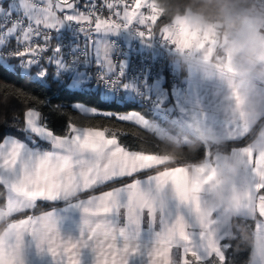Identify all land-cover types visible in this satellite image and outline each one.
<instances>
[{"label":"snow or ice","instance_id":"snow-or-ice-1","mask_svg":"<svg viewBox=\"0 0 264 264\" xmlns=\"http://www.w3.org/2000/svg\"><path fill=\"white\" fill-rule=\"evenodd\" d=\"M163 17L155 0H35L30 10H22L17 0H0V67L13 73L19 68L21 77L44 88L50 87L52 69L54 82L69 92L84 93L89 86L126 87L112 75L115 65L108 47L100 43L118 31L133 30L147 39L158 36L181 52L214 49L213 29L171 20L156 28ZM260 39L264 42V35ZM18 95L28 103L22 119L16 114L0 130V264H26L31 246L25 244L26 234L50 264H231L226 254L230 227L194 219L200 196L168 203L162 196L169 184L201 193L200 182L190 186L188 175L190 170L207 173L203 182H211L215 171L207 161L175 163L161 154L158 144L150 153L133 150L110 127L77 126L68 118L63 132H57L48 123L66 116L65 107H71L150 132L141 113L99 110L82 101L54 103L23 89ZM9 129L23 133V139ZM240 152L252 165L249 202L254 195L264 217V183L256 182L258 175L264 177V152L256 154L250 147ZM144 170L155 174L137 178ZM49 202L82 211L76 238L61 235L53 208L35 214ZM18 215L22 218H15ZM256 235L264 236V220L257 222Z\"/></svg>","mask_w":264,"mask_h":264},{"label":"clouds","instance_id":"clouds-1","mask_svg":"<svg viewBox=\"0 0 264 264\" xmlns=\"http://www.w3.org/2000/svg\"><path fill=\"white\" fill-rule=\"evenodd\" d=\"M34 2L22 0L29 7ZM156 6L162 16L173 22L185 21L193 28L214 30L217 42L210 53L185 54L178 59L203 79L222 76L231 89L238 91L231 117L242 115L250 137L248 147L256 154L264 152V92L257 86V80L264 81V42L260 39L264 35V0H156ZM169 28L174 30L175 24ZM203 145L215 157V177L205 184L207 173L202 176L190 170L188 180L190 186L197 181L202 189L209 186L212 196L205 199L201 193L185 192L169 185L162 193L165 203L200 196V208L194 212V219L200 223H217L223 218V222L231 224L232 239L238 241V247L248 251L245 264H264V236L253 233L246 222V218L255 219L258 201L253 195L249 202L251 179L241 156L228 151L223 137L212 127L195 134L183 127L176 128L160 142V151L180 163L195 156ZM256 182L264 183V177L258 175ZM245 204L249 206L244 207Z\"/></svg>","mask_w":264,"mask_h":264},{"label":"trees","instance_id":"trees-1","mask_svg":"<svg viewBox=\"0 0 264 264\" xmlns=\"http://www.w3.org/2000/svg\"><path fill=\"white\" fill-rule=\"evenodd\" d=\"M168 20H170V18L164 16L163 20L158 21L155 27L159 28L161 23L167 22ZM11 63L17 64V61L12 60ZM162 71L166 73L167 66H165ZM49 72L50 87L44 88L37 83L30 82L29 79L21 77L19 75V68L13 73L0 67V130H3L6 127L5 121H7V124L13 122L14 115L18 114L22 119L23 112L28 107V103L25 101L24 97L18 95L20 89H23L25 93H32L36 97L51 99L54 103L59 102L64 105H69L72 101H82L86 105L94 106L99 110L121 113L135 111L141 113L147 120L155 122L168 130L174 131L176 128H179V126L172 123V121L163 119L162 115L151 113L149 107L143 104L138 98H130L126 100L117 99L111 97V95H104L102 90L94 87H88L84 93L69 92L59 83L52 80V69H50ZM166 86L171 87L168 83H166ZM64 111L67 113L66 116L52 118L48 121L49 127L57 132H63L66 127V120L71 118L72 122L77 126L110 127L118 132L119 139L123 144L128 145L133 150H145L149 153L154 147H156V144H158L160 148V142L164 139V137L159 136L157 132L153 130L147 132L131 123L114 121L105 118L102 115H93L91 113L82 114L73 110L71 107H65ZM43 112L47 114L48 109L44 108ZM9 130L13 131V135L23 139V133L15 132L12 129ZM249 138V133H247L242 139L225 141L226 149L230 151L232 148L245 145L248 143ZM207 151V145H203L195 156L185 158L182 163H199L204 160ZM153 172H155V170H148L143 174L145 175ZM2 192L3 189H0V194H2ZM260 194H264V190H261ZM53 206L54 205L52 204H43L35 211H44ZM246 222L248 223L250 230L254 233L256 226L255 219H247ZM2 227L3 223L0 225V229H2ZM230 238L231 239L228 242L231 244V248L227 250L226 254L231 264H245L246 258L248 257V251L243 246L238 247V241L232 239V235H230Z\"/></svg>","mask_w":264,"mask_h":264},{"label":"crops","instance_id":"crops-1","mask_svg":"<svg viewBox=\"0 0 264 264\" xmlns=\"http://www.w3.org/2000/svg\"><path fill=\"white\" fill-rule=\"evenodd\" d=\"M107 41L108 36L100 41V43L107 46ZM179 52L192 56L203 55L204 53V51ZM178 68L182 69V74L185 76L186 88L180 89L173 86H166V95L162 97L168 102L171 108H174V116L178 119V126L183 127L193 134L199 132L201 129L212 127L223 137L224 142L242 139L248 133L245 131L246 122L243 120L242 115L235 119L231 117V113L236 107V101L239 96L238 91L231 89L222 76L206 80L203 79L197 71L185 67L184 64L178 63ZM257 86L259 91L264 92V81L257 80ZM158 135L161 136V134ZM161 137H163V135ZM45 147H47V145H45ZM245 147H248V143L232 148L230 152L233 155L238 154L241 156L246 163L249 177L252 178V165L247 163L246 158L243 157L240 152V150ZM205 161L212 167L215 166V157H213L209 148L204 160L194 165H200ZM147 171L148 170H144L141 172L137 178L146 179L147 175L155 174V172H153L144 175L143 173ZM212 194V189L205 185L201 192V196L207 199L212 196ZM43 204L54 205L44 211L53 208L57 216V228L62 236L72 238L78 236L83 218V213L80 209L71 207L67 203L49 202L42 203L41 205ZM41 212L43 211H35V214H40ZM27 214H32V212ZM15 218L18 219L22 217L18 215ZM247 219L251 218H246V220ZM221 220V226L230 227L231 231L229 235H232L231 224L229 222H223V218H221ZM260 220H264V217H260L259 213H257L255 217L256 224ZM2 223L3 222H0V225ZM254 233H256V226ZM24 240L26 245H31L26 249V264H50V258L47 255H40L36 252L34 241L31 236L26 234Z\"/></svg>","mask_w":264,"mask_h":264},{"label":"built area","instance_id":"built-area-1","mask_svg":"<svg viewBox=\"0 0 264 264\" xmlns=\"http://www.w3.org/2000/svg\"><path fill=\"white\" fill-rule=\"evenodd\" d=\"M17 3L22 10L35 7V2L31 7L22 3V0H17ZM97 3H100V0H97ZM68 34L66 30L65 43H68ZM107 47L115 65V72L112 75L119 76L126 87L106 88L104 85L89 87L99 88L104 95H111L117 99L138 98L149 107L151 113L160 114L167 119L172 118L171 108L163 107L162 97L166 95V83L176 88H186L185 76L182 69L178 68V63L183 64L178 57L185 54L158 36L147 39L133 30H122L108 35ZM68 59L70 60L71 56ZM165 66L166 73L162 71ZM92 70L95 71V66Z\"/></svg>","mask_w":264,"mask_h":264},{"label":"rangeland","instance_id":"rangeland-1","mask_svg":"<svg viewBox=\"0 0 264 264\" xmlns=\"http://www.w3.org/2000/svg\"><path fill=\"white\" fill-rule=\"evenodd\" d=\"M159 10V9H158ZM174 87V86H173ZM162 103H163V107L164 108H166V109H169V108H171L170 106H169V104H168V102H166L165 101V99H163L162 100ZM171 111H172V118H170V119H167V118H165V117H163V119H166V120H170V121H172V123H175L177 126L179 125L177 122H178V119L177 118H175V116H174V112H175V110H174V108H171ZM148 121V123H149V125H150V128H151V130H154L155 132H157V134H161V136L163 135V137H166V136H168L170 133H172V132H174V131H171V130H168V129H166V128H164V127H162V126H160L159 124H157V123H155V122H151V121H149V120H147ZM180 127V126H179ZM162 128V129H161ZM200 163V162H199ZM195 164H197V163H195ZM161 167V170H162V166H160Z\"/></svg>","mask_w":264,"mask_h":264}]
</instances>
